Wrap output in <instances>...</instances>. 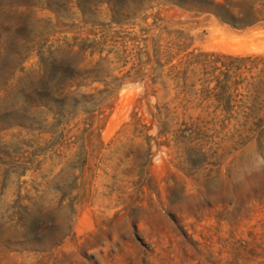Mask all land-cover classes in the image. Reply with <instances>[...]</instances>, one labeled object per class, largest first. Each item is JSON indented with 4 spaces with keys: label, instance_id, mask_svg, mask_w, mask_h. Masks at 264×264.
I'll list each match as a JSON object with an SVG mask.
<instances>
[{
    "label": "rangeland",
    "instance_id": "rangeland-1",
    "mask_svg": "<svg viewBox=\"0 0 264 264\" xmlns=\"http://www.w3.org/2000/svg\"><path fill=\"white\" fill-rule=\"evenodd\" d=\"M0 264H264V0H0Z\"/></svg>",
    "mask_w": 264,
    "mask_h": 264
}]
</instances>
